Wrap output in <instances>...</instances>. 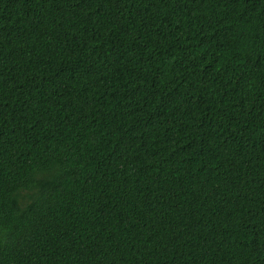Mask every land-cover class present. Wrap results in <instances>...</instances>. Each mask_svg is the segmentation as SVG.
I'll list each match as a JSON object with an SVG mask.
<instances>
[{
  "label": "trees",
  "instance_id": "trees-1",
  "mask_svg": "<svg viewBox=\"0 0 264 264\" xmlns=\"http://www.w3.org/2000/svg\"><path fill=\"white\" fill-rule=\"evenodd\" d=\"M0 264H264V0H0Z\"/></svg>",
  "mask_w": 264,
  "mask_h": 264
}]
</instances>
